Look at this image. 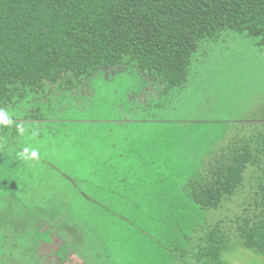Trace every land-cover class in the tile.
Returning a JSON list of instances; mask_svg holds the SVG:
<instances>
[{
  "label": "rangeland",
  "instance_id": "374dc122",
  "mask_svg": "<svg viewBox=\"0 0 264 264\" xmlns=\"http://www.w3.org/2000/svg\"><path fill=\"white\" fill-rule=\"evenodd\" d=\"M74 83L0 108L11 120L0 123L5 264L31 260L44 228L56 244H43L38 264L55 263L61 242L74 254L67 264H188L191 255L177 254L215 222L225 219L231 231L245 190L204 209L189 198L186 182L221 149L264 130L258 36L225 29L203 39L181 86L143 73L129 57ZM25 148L38 149L39 159H21ZM27 212L43 223L18 224ZM223 258L264 264V256L234 242Z\"/></svg>",
  "mask_w": 264,
  "mask_h": 264
},
{
  "label": "trees",
  "instance_id": "16d2710c",
  "mask_svg": "<svg viewBox=\"0 0 264 264\" xmlns=\"http://www.w3.org/2000/svg\"><path fill=\"white\" fill-rule=\"evenodd\" d=\"M225 29L258 36L264 47V0H0V108L49 85L72 88L76 79L121 66L126 57L169 87L181 86L200 42ZM186 190L204 209L219 208L238 190L246 195L229 220L231 231L220 219L178 256L191 255L188 264H228L223 254L231 242L264 256V130L217 152ZM31 217L27 212L18 224L43 223ZM52 233L44 228L35 236L33 264L45 259L43 244H56ZM54 254L51 264H67L74 255L65 242Z\"/></svg>",
  "mask_w": 264,
  "mask_h": 264
},
{
  "label": "clouds",
  "instance_id": "9594fccd",
  "mask_svg": "<svg viewBox=\"0 0 264 264\" xmlns=\"http://www.w3.org/2000/svg\"><path fill=\"white\" fill-rule=\"evenodd\" d=\"M0 123L4 124L5 126H9L11 123L10 117L8 116L5 109H0ZM17 130L20 131L21 134H24L25 132H27V128L21 125H17ZM32 135L38 136L39 132L33 131ZM28 153H30V155H28ZM18 156L21 159L37 160L39 159V151L38 149L25 148L22 152L18 153Z\"/></svg>",
  "mask_w": 264,
  "mask_h": 264
}]
</instances>
